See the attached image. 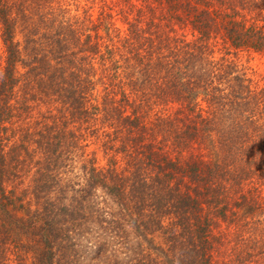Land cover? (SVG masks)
Segmentation results:
<instances>
[{
    "label": "trees",
    "instance_id": "16d2710c",
    "mask_svg": "<svg viewBox=\"0 0 264 264\" xmlns=\"http://www.w3.org/2000/svg\"><path fill=\"white\" fill-rule=\"evenodd\" d=\"M0 48V264L110 201L112 264H264V0H0Z\"/></svg>",
    "mask_w": 264,
    "mask_h": 264
},
{
    "label": "rangeland",
    "instance_id": "374dc122",
    "mask_svg": "<svg viewBox=\"0 0 264 264\" xmlns=\"http://www.w3.org/2000/svg\"><path fill=\"white\" fill-rule=\"evenodd\" d=\"M94 14L96 13L94 12ZM17 38L21 42L23 41V37L21 34H18ZM244 62H247V58L244 59ZM246 65L252 72H255L257 74L258 78L264 76L263 57L255 55L249 61V63H246ZM19 71L21 74L25 73V69L22 67H20ZM21 79L24 81L23 77H21ZM23 89L24 84L21 87V91ZM94 150L95 146L92 145L89 148V152ZM99 156L101 165H107V161H105L101 157L102 154L99 153ZM68 167L69 169H64L62 171L64 173L63 176L61 175V182H68L72 184L74 183L75 187L84 185V181L81 178L80 165L78 163H69ZM36 169V167H33L32 171L28 173V176L25 179L27 180V182L24 184V188H27L29 186V189H32L35 187L37 178ZM98 195L102 197V202H106V200H108V197L104 196L101 191H99ZM98 201L101 202L99 199ZM101 207H104V210L102 209V211H99L97 215L94 216H97L98 220H96V222L93 221V223L95 224V228L93 232L91 231V234L95 236L93 246L89 247L91 246L90 243L80 242V245L78 248H76L75 253L68 252L70 255L69 258H66L64 257V255H62L64 247H61L59 253L57 254L55 264H112V201H110L109 203L106 202L102 206H99V209ZM130 231L134 232V227L130 229ZM141 245L143 246V250L146 254H151L152 257H155L160 261H168L161 252L162 248L165 247L163 240H156L155 238V240L153 241H147V239H144ZM1 248L2 246H0V250ZM7 249L9 250L11 264H46V261L42 259V256L38 255V251L42 249L38 245H35L33 243L25 242L23 244H11L8 245ZM20 259L22 261H20Z\"/></svg>",
    "mask_w": 264,
    "mask_h": 264
}]
</instances>
